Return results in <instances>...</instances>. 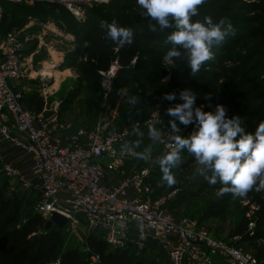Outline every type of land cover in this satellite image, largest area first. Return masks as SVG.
I'll return each mask as SVG.
<instances>
[{
  "label": "rangeland",
  "instance_id": "1",
  "mask_svg": "<svg viewBox=\"0 0 264 264\" xmlns=\"http://www.w3.org/2000/svg\"><path fill=\"white\" fill-rule=\"evenodd\" d=\"M112 2L113 0H110L109 4ZM131 2L123 10L138 34L141 47V52L137 55L139 61L144 65L153 63L152 65L158 68L154 72V68L141 70L142 74L151 71L153 73L147 80L132 83L124 90L127 94L126 101L123 107L117 110H111L106 103L107 92L103 89L106 78H103V90L96 93L81 75L80 66L88 57V45L73 32L75 29L73 26H77L74 22L75 17L64 5L27 2L25 6L35 7L40 3L44 8L49 9L50 13L39 16H27L21 13L11 16L6 10L5 21L3 19L1 25L4 30L0 31V45L12 32L24 28H36L51 22L57 23L56 25L62 28L63 36L46 41H53L56 49L64 54L65 64L60 70L62 74L55 75L57 92L46 95L47 100H44L46 113L50 114L56 110L59 120L73 127L75 131L94 130L98 125L115 132L140 128L143 135L133 137L134 148L139 149L137 153L150 150V155L146 158L139 156L133 158L116 174L120 178L123 177L120 180L123 181L144 169L150 170L151 176L153 175V193L157 198H162L168 193V189L165 188L167 184L161 179L158 160L174 147L172 140L174 135L188 137L196 130L195 122L187 126L181 125L167 114V109L182 102L179 100L180 92L190 90L196 97L194 107H202L204 111H214L218 104H223L227 113L234 108L247 110L259 104L257 101L260 98L259 93L264 91V57L259 52L257 44L259 40L264 39V2L263 0H204V3L198 6V15L192 18L193 21H203L205 16H211L214 22L224 19L232 23L233 32L221 45L214 47L213 59L206 61L196 76L191 74L186 56L176 58L172 64L164 61L163 57L171 47L166 36L172 29L153 32L149 25L154 21L142 14L143 10L137 3ZM109 4H95L84 8L85 19L87 11L93 8L111 13L108 9ZM67 34L71 36L68 37ZM249 41H251L250 45L246 44ZM38 93L41 96L39 98L44 99L41 92ZM169 93H174L177 98L173 101L167 100L165 97ZM29 98V94L24 97L26 100ZM23 105L31 110L27 102L24 101ZM260 121H255L245 130L254 132ZM172 122L177 123L176 132L171 128ZM152 125L161 133L159 140H153L148 135V128ZM144 127L148 128L144 129ZM167 144L173 145L167 147ZM14 161H5L0 157V189H6L5 195L11 200L24 199L28 204L26 212H36L35 206L41 200V193L33 164L30 165L31 169H27L29 166L17 162L18 167L17 165L15 167L20 175L11 179L3 173V164L5 162L14 164ZM196 167L194 157L186 149L183 150L181 163L173 168L172 172L176 180H183L181 189L188 191L189 194L177 206L166 207L168 211L178 218L191 219L213 237L228 240L244 252L254 256L260 252L262 254L260 260L264 261V228H262L264 227V189L256 191L254 187L243 196L233 194L230 190L221 195L220 190L224 186L219 182L210 184L204 177L196 174ZM243 217L252 220L256 227L250 233L251 237L234 238L231 235L232 231ZM77 220L76 223L68 222L61 229L63 251L77 249L83 257L91 261L86 241L93 232L84 218L78 217ZM144 246L145 248L148 246L145 257L150 262L158 260L164 264L167 262L171 264L166 250L160 245L149 241L144 242Z\"/></svg>",
  "mask_w": 264,
  "mask_h": 264
},
{
  "label": "built area",
  "instance_id": "2",
  "mask_svg": "<svg viewBox=\"0 0 264 264\" xmlns=\"http://www.w3.org/2000/svg\"><path fill=\"white\" fill-rule=\"evenodd\" d=\"M7 1L18 5L59 3L77 22L83 23L84 8L109 4L110 0ZM1 14L0 6V17ZM56 30L54 23H47L37 37L42 42L49 33L56 34ZM26 32L29 31L23 29L8 34L1 45L4 58L0 60V141L31 158L41 193V200L35 206L37 214L48 219L56 212L74 223L82 217L92 232L103 233L111 251L126 249L130 244L141 251L144 242L152 241L166 250L171 264H264L228 240L213 237L189 218L175 217L166 207L179 191L154 199L150 170L144 169L113 185L108 182V174L120 172L126 162L138 156L132 141L137 135L135 131L115 132L98 125L94 130L66 133L71 126L59 120L56 110L48 114L46 109L37 113L25 108L23 92L13 88L11 82L36 80L42 97L47 100L46 95L55 91L58 65L54 62L28 72L24 53L31 37ZM136 61L134 58L131 66ZM118 69L116 61L107 72L101 73L107 79L103 83L106 92ZM135 129L141 132L140 128ZM3 165L8 178L20 175L13 163ZM255 227L251 222L249 231L252 233ZM91 260V264H99L98 256H92Z\"/></svg>",
  "mask_w": 264,
  "mask_h": 264
},
{
  "label": "clouds",
  "instance_id": "3",
  "mask_svg": "<svg viewBox=\"0 0 264 264\" xmlns=\"http://www.w3.org/2000/svg\"><path fill=\"white\" fill-rule=\"evenodd\" d=\"M136 3L143 10L142 14L154 21L149 25L153 32L172 29L166 36L171 47L163 57L164 61L172 64L176 58L186 56L193 76L206 61L213 59L214 47L221 45L233 32L232 23L224 19L214 22L211 16H205L203 21H193L204 0H136ZM101 27L106 29L107 38L120 46L133 42L131 28L115 22L102 23ZM165 98L173 101L177 97L169 93ZM179 100L182 102L167 109V114L181 125L195 122L196 130L188 137H172L174 147L158 160L162 181L169 187L176 183L172 169L181 163L182 151L186 149L195 159L197 175L210 184L219 182L224 186L221 195L230 190L243 196L254 187L256 191L264 189V120L258 123L254 132H247L242 118H229L223 104L216 105L214 111L194 107L196 97L190 90L180 92ZM171 128L176 132L177 123L172 122ZM133 131L138 136L143 135L135 128ZM148 135L159 140L161 133L149 126ZM127 151L131 152L130 149ZM137 155L146 158L150 150Z\"/></svg>",
  "mask_w": 264,
  "mask_h": 264
},
{
  "label": "trees",
  "instance_id": "4",
  "mask_svg": "<svg viewBox=\"0 0 264 264\" xmlns=\"http://www.w3.org/2000/svg\"><path fill=\"white\" fill-rule=\"evenodd\" d=\"M129 2L136 4V0H113L108 8L111 13H104L95 8L89 9L85 21L82 24L79 23L80 25L73 17L74 22L77 24V26H73L75 28L73 32L79 35L78 37L88 45V57L81 63L80 73L90 83L96 93L103 90V76L101 73L107 72L118 61L119 69L106 96V103L111 110L123 107L127 98V94L124 93L125 89L132 83L147 80L158 68V66L152 65L153 63L144 65L139 61L137 55L140 54L141 47L138 34L123 10ZM42 3L48 5L46 2ZM1 5L11 15L21 13L27 16H39L40 14L50 13L49 9L44 8L40 3L35 5L37 7L35 10H33L35 7L18 5L7 0H1ZM3 19L5 21V18ZM113 22L119 26L133 29L134 37L131 44L120 46L107 38L106 29L102 28L101 24ZM1 25L0 31L4 29ZM250 42H246V44L250 45ZM257 46L264 57V39L259 40ZM134 58H137L136 64L131 66ZM152 68H154L153 72L141 73V70ZM259 97L257 100L259 104L255 108L247 110L234 108L226 115L229 118L240 116L243 126L250 128L255 121L264 119V91H260ZM28 101L34 112L38 113L43 110L44 103L38 95L31 96ZM152 127L156 126L152 125ZM147 128L144 127V129ZM137 150L139 151V149ZM151 178L149 182L152 185L153 175ZM182 181L177 179L176 183L171 187L165 186L168 189V193L174 190L179 191L177 198L169 203L168 206H177L189 194L188 191L181 189ZM5 192L6 189H0V264H91L92 260L90 261L88 258L83 257L82 253L77 249H69L64 252L61 230L56 226L45 230L47 219L36 212H26L25 209H27L28 204L24 199L11 200L5 195ZM153 198H157L155 193ZM251 222L253 221L249 218L243 217L234 227L231 234L232 237L239 239L251 237V232L249 231ZM259 230L261 231V228ZM103 236L102 232H93L86 241L91 258L92 256H98L99 264H164L158 260L150 262L145 257L148 246L144 247L145 249L142 252L138 251L135 244H130L126 249L111 251ZM261 256L260 252L256 255L258 259H261Z\"/></svg>",
  "mask_w": 264,
  "mask_h": 264
},
{
  "label": "crops",
  "instance_id": "5",
  "mask_svg": "<svg viewBox=\"0 0 264 264\" xmlns=\"http://www.w3.org/2000/svg\"><path fill=\"white\" fill-rule=\"evenodd\" d=\"M0 6L2 9V14L0 17V25H1V23H3V18H5L3 16L5 14V9L3 8V5H1V1H0ZM56 24H55V27L57 28L56 34L49 33L44 38V40L42 42L38 39L37 36H39V34L42 33L44 24L42 26H39L36 28H24L25 30L29 31L26 33L27 34L29 33V35L31 37V40L27 44L26 51L24 53V57H25L24 66H25V68L28 69V72L30 69L34 70V71L41 70L42 66L45 67V66H48L54 62H57L58 65H57V69L55 71L59 75L62 74L60 72V70L63 69V67H64L65 56L62 52H60L56 49L55 45H53V41H50V42L46 41L48 39L55 40V39H58L57 37L63 36L62 28H60L59 25H56ZM54 36H56V38H54ZM67 36L69 37L71 35L67 34ZM1 45H2V42H1ZM1 45H0V60H2L4 58V55L1 51ZM64 73H66V72H64ZM11 86L13 88L18 89V90H21L23 92L24 97L28 94L30 95V98L33 95H38L39 97H41L38 93V92H40L38 89L39 84L36 80H30V79L25 78L22 80L12 81ZM55 91L57 92L56 87H55ZM40 99H42V98H40ZM28 100L24 99V101L27 102L28 106L31 108ZM42 101L44 103V99H42ZM44 109H46V108L43 107V110ZM31 110H33V109L31 108ZM70 128H71V130H68L66 133L76 132L75 129H73V127H70ZM0 157H1V159L5 160V161L6 160H15L14 161L15 166L17 165L16 164L17 162L25 165L26 167L29 166V167H27V169H31L30 165L33 164L31 158L28 157L27 155H25V153L22 150L15 148V147H12L8 143L1 142V141H0ZM17 167H18V165H17ZM122 178L123 177L120 178V176L118 174H115V173L107 175V180L109 179L108 182L111 185L120 182V180Z\"/></svg>",
  "mask_w": 264,
  "mask_h": 264
},
{
  "label": "water",
  "instance_id": "6",
  "mask_svg": "<svg viewBox=\"0 0 264 264\" xmlns=\"http://www.w3.org/2000/svg\"><path fill=\"white\" fill-rule=\"evenodd\" d=\"M69 220L59 213H52V215L47 219L45 230H49L53 226H56L58 229H63Z\"/></svg>",
  "mask_w": 264,
  "mask_h": 264
}]
</instances>
